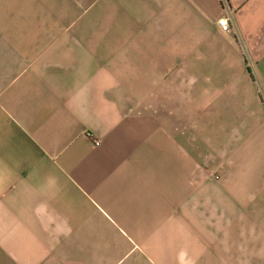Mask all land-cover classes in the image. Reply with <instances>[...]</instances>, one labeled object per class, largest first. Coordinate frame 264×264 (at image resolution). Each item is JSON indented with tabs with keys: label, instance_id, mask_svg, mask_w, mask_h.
Segmentation results:
<instances>
[{
	"label": "crops",
	"instance_id": "0c3cea01",
	"mask_svg": "<svg viewBox=\"0 0 264 264\" xmlns=\"http://www.w3.org/2000/svg\"><path fill=\"white\" fill-rule=\"evenodd\" d=\"M0 264H264V0H0Z\"/></svg>",
	"mask_w": 264,
	"mask_h": 264
},
{
	"label": "built area",
	"instance_id": "2783aa9c",
	"mask_svg": "<svg viewBox=\"0 0 264 264\" xmlns=\"http://www.w3.org/2000/svg\"><path fill=\"white\" fill-rule=\"evenodd\" d=\"M219 25L221 27V30L225 33H229L231 32V24L229 22V19L227 18H222L219 20ZM95 145L99 146L100 142L99 141H95Z\"/></svg>",
	"mask_w": 264,
	"mask_h": 264
}]
</instances>
